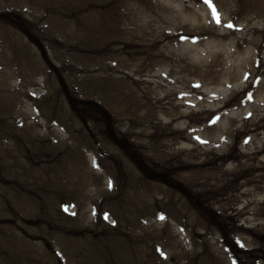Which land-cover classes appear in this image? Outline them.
<instances>
[{"label":"rangeland","instance_id":"obj_1","mask_svg":"<svg viewBox=\"0 0 264 264\" xmlns=\"http://www.w3.org/2000/svg\"><path fill=\"white\" fill-rule=\"evenodd\" d=\"M211 2L0 0V264H264V0ZM108 10L139 52L92 51Z\"/></svg>","mask_w":264,"mask_h":264},{"label":"bare ground","instance_id":"obj_2","mask_svg":"<svg viewBox=\"0 0 264 264\" xmlns=\"http://www.w3.org/2000/svg\"><path fill=\"white\" fill-rule=\"evenodd\" d=\"M170 1L171 0H167V2H170ZM82 6H83V10H85L86 4L82 3ZM112 6H113V4L111 2H109L107 4H103L102 6H98L97 4H93L90 7L94 10L99 9V11L101 12L102 11L101 9H103L105 7L110 8ZM107 13L110 14L109 17H103L100 20V22L105 23L107 26L111 25L112 29L111 30L106 29L107 30V32H106L107 39L103 40L102 43L100 45H98L96 48H94L92 51H94L96 53H102V52H115V51L121 50V51H123L127 54H130V55L135 53L137 51V47L144 44L143 40H145V38L147 39V36H145V35L148 34L149 29H151V28H147L146 26H144V25L148 26V24L144 23L143 25H140L137 21L133 22L132 21L133 18L130 17L129 14H127V15L121 14L120 15L117 12H114V13L110 12V10H108ZM89 16H91V15L89 14ZM173 19H175L174 16H173ZM105 28H108V27L105 26ZM188 29L190 31V28H188ZM161 35H163L162 38L160 40H157L156 42L162 41L163 39L172 38L174 36V33H172V31H169V30L166 31L165 30L161 33ZM186 45H189V47H190L191 44L188 43ZM143 50H145V48ZM137 52H139V50ZM106 57H109V54H107ZM114 64H118V62L114 61ZM115 66L116 65L110 66V67L108 66L109 70H111L112 72L117 71ZM225 84H227V83L225 82ZM255 130H256V128H255ZM262 145L263 146L261 148H256L255 151L264 150V144H262ZM250 169L255 170V171H261V173L259 174V178H263L262 175H264V164L258 163L254 167H251ZM223 179L227 180V178H223ZM256 186L259 187V185H256ZM118 197H119V199H124L123 197H120L119 195L114 196L113 199H117ZM157 201H159V200H157ZM232 202H233V200L231 198H228L227 204L229 206H232ZM244 213H245L244 210H240L238 212V215L239 214L241 215ZM118 225H119V229L117 232L114 231V233L116 235H118L121 238V240L123 241V244H124V246H122L123 250L127 251V252L129 251L132 253V248H133L132 242H135V239H140L138 237L140 234H135V235L129 234L127 229L122 228L121 223H118ZM196 225H201V221L200 222L197 221V223H195L191 226L193 228ZM143 227L145 228L146 231L150 230L151 232L156 234L155 246L157 249H159L160 247L166 246V244L171 239L170 237L167 236V234H164L162 229L160 230V227L159 228L153 227V223L150 221H146V223L143 225ZM129 228L133 229V227H130V226H129ZM139 228H141V226ZM161 228H162V226H161ZM237 228H238L237 232H239L241 234L240 235L241 237L248 234L251 231L250 229H248L242 225L237 226ZM107 231L111 232V230H106L103 227H100V228L98 227L96 229V232L100 233L102 235L107 233ZM209 234H211L210 228H208L207 231L203 235L204 240L202 241V245L207 251L210 252V249L212 247H211V245H208V240H205L206 239L205 237H207ZM159 251H160L159 256L156 259L151 261L149 258H146V261L144 262V264H162L163 257L169 253L166 250L159 249ZM152 253H150L148 256H150ZM210 254H212V252H210ZM218 254L222 255L225 258L224 262L226 264L230 263V259H229L228 255L226 254L225 250L219 249ZM63 255H64V252H63ZM205 257H206V255H204V258ZM217 260L219 261L220 258Z\"/></svg>","mask_w":264,"mask_h":264},{"label":"snow or ice","instance_id":"obj_3","mask_svg":"<svg viewBox=\"0 0 264 264\" xmlns=\"http://www.w3.org/2000/svg\"><path fill=\"white\" fill-rule=\"evenodd\" d=\"M204 2L210 4V6L212 7L213 16H214V18L216 19V22H217V23H220L219 12H218V10L216 9L215 5L212 4L211 0H204ZM227 26H228V27H233V25H232L231 23H229ZM185 38H187V37H185ZM197 86H198V85H197ZM249 98H251V95H250V94H249ZM215 119H219V118L216 117ZM213 122H215V121H213ZM197 139H199V138H197ZM161 218H163V217H161Z\"/></svg>","mask_w":264,"mask_h":264}]
</instances>
